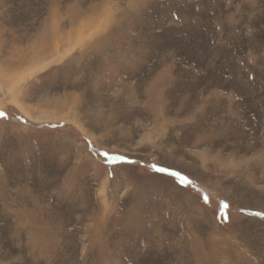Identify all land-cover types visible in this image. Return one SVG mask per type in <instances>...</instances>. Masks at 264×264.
<instances>
[{
	"label": "rangeland",
	"instance_id": "rangeland-1",
	"mask_svg": "<svg viewBox=\"0 0 264 264\" xmlns=\"http://www.w3.org/2000/svg\"><path fill=\"white\" fill-rule=\"evenodd\" d=\"M0 264H264V0H0Z\"/></svg>",
	"mask_w": 264,
	"mask_h": 264
},
{
	"label": "bare ground",
	"instance_id": "bare-ground-1",
	"mask_svg": "<svg viewBox=\"0 0 264 264\" xmlns=\"http://www.w3.org/2000/svg\"><path fill=\"white\" fill-rule=\"evenodd\" d=\"M24 77V74H20V75H17V76H11L9 79H8V82H7V86L9 88H13L17 83L20 82V80H22ZM9 90V89H8Z\"/></svg>",
	"mask_w": 264,
	"mask_h": 264
}]
</instances>
